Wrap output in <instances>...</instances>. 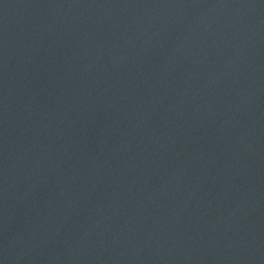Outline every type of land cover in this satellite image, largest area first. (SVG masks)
Returning a JSON list of instances; mask_svg holds the SVG:
<instances>
[{
  "label": "water",
  "instance_id": "obj_1",
  "mask_svg": "<svg viewBox=\"0 0 264 264\" xmlns=\"http://www.w3.org/2000/svg\"><path fill=\"white\" fill-rule=\"evenodd\" d=\"M0 264H264V0H0Z\"/></svg>",
  "mask_w": 264,
  "mask_h": 264
}]
</instances>
